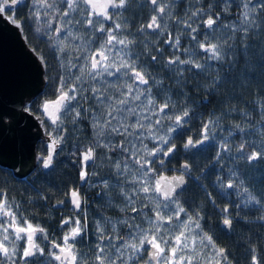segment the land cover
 Listing matches in <instances>:
<instances>
[{
	"label": "snow or ice",
	"instance_id": "snow-or-ice-1",
	"mask_svg": "<svg viewBox=\"0 0 264 264\" xmlns=\"http://www.w3.org/2000/svg\"><path fill=\"white\" fill-rule=\"evenodd\" d=\"M25 0H0V16H4L18 30H23V21L14 14L16 7ZM130 0H31L29 18L35 23V31L43 29L49 40L54 41L55 58L66 71L75 69L69 77L58 73L55 78V98L45 100L40 113L49 121L42 126L49 137L46 155H39L37 160L43 169L53 166V158L57 146L61 145L67 130L63 128L66 117H71L75 125L82 116L81 101L91 99L94 106L83 109L92 115V128L95 141L81 155L79 180L86 182L89 173L86 170L88 161L94 160L95 149L103 148L109 152H119L125 157L112 160L120 197L124 204L121 211H130L133 215L113 223L97 222V242L82 253L77 245L87 235V219L81 224L79 218H65L61 222L70 227L64 230L59 241L49 240L46 230L33 225L20 211L15 201L9 202L6 192L0 189V264H233L227 249L217 244L213 234L205 230L204 214L197 205L195 208L185 207L179 197L186 185V176L191 171L187 162L180 165L179 174L171 176L163 174L154 165L165 164L176 151V138H182L181 131L190 122V109L186 104L173 103L171 97L162 101V81L146 70V65L139 62L140 57L133 51L135 38L125 34L127 21L119 19L120 13L114 16L112 11L126 9ZM199 2V0H198ZM224 12L228 11V0H223ZM153 12L150 22L139 29L141 35L146 29L160 34L167 31V24H162L166 17L175 19L169 9L167 0H150ZM208 5L197 7L186 19L177 20L186 30V34L194 43V51L184 49L185 58L178 53L181 49L180 37L173 38L171 32L165 43L175 51L166 61L168 67L179 64L183 67L178 71L196 69L208 71L211 65L207 61L223 62L227 60L233 48L230 41L239 35L240 40L260 33L264 36V0H241L239 20L235 24L221 25L220 13L213 16ZM76 14V15H74ZM77 16L82 18L77 19ZM108 22H111L110 24ZM203 24V37L198 38L199 26ZM107 25V26H106ZM195 25V26H194ZM76 31H73V28ZM80 28L84 32L79 31ZM220 30L222 35L214 33ZM226 30V31H225ZM79 41V43H76ZM147 43L145 48H147ZM160 51L159 48L156 49ZM204 53L205 63L198 60L199 53ZM264 56V52L261 53ZM43 60V58H41ZM66 61V63H65ZM152 62H158L157 55H151ZM115 78L110 80L109 78ZM89 85V87H86ZM213 87H219L220 81L213 79ZM157 88V94H153ZM261 116L259 126L248 120L243 113L246 128L243 124L233 127L241 133L240 142L235 145L236 155L228 136L222 137L215 153L219 163L227 154L233 161H244L252 164L264 160V102L260 105ZM23 111L33 114L30 105ZM214 115V114H213ZM37 119L40 116L37 115ZM219 117L202 121L197 138L188 136L183 148L198 149L210 142L215 135ZM51 126V130H49ZM175 134V136L173 135ZM114 137L122 139L114 140ZM249 137H257L250 140ZM148 141L152 144L149 147ZM20 169H16L19 171ZM95 174V173H93ZM103 187L109 188L108 180L102 181ZM215 186L218 189H231L238 197H242L233 207L241 205L257 206L262 214L256 222L264 229V198L256 195L245 185L244 178L238 169L231 170L227 175L217 174ZM76 212H80L82 197L78 189L67 194ZM208 202L215 205L211 193H206ZM63 204L64 201H60ZM147 209V211H145ZM222 224L229 230L233 219L229 209H221ZM139 221V222H137ZM111 224V233L105 231V225ZM117 224H123L128 231L120 233ZM39 234V235H37ZM264 238H258L261 240ZM48 241L47 252L37 241ZM23 241L21 244L20 242ZM247 264H264V247L258 248L249 241Z\"/></svg>",
	"mask_w": 264,
	"mask_h": 264
},
{
	"label": "trees",
	"instance_id": "trees-1",
	"mask_svg": "<svg viewBox=\"0 0 264 264\" xmlns=\"http://www.w3.org/2000/svg\"><path fill=\"white\" fill-rule=\"evenodd\" d=\"M167 3L169 9L166 11L170 10L177 20L184 19L182 15L187 9L193 11L202 6L207 10L208 5L211 4L212 14L220 13L221 15L219 22L221 25L240 26L238 5L241 4V0H228L227 12L223 11L225 7L223 0H199V2L198 0H167ZM148 5V0H130L127 8L124 9L129 37L131 29L137 27L139 29L142 25L149 23V17L153 11ZM31 8L32 6L22 3L16 8L14 14L23 21L22 34L28 46L40 55H44L48 41L52 40L48 39L43 29L40 33L35 31L36 25L29 18ZM216 35L221 36V31L217 30ZM230 43L233 44V48L227 60L209 61L208 64L211 67L208 71L189 70L193 76L188 78L190 85L185 89L187 96L185 101L189 105L190 116L200 121H207L210 117L212 119L219 117V120L211 142L203 149H198L196 155H190L186 160L191 165L192 177L180 195V200L185 202V207L195 208L199 205L204 214L205 230L216 234L217 244L227 249L233 264H247L249 241L251 240L252 244L258 248L264 247V239L258 240V238H264V229L256 222L257 217L262 213L257 210V206L251 204L247 207L241 205L239 209L233 207L242 197H238L231 189H218L215 186L216 175H227L231 170L238 169L239 175L244 178L245 185L252 193L258 199L264 198V160L247 164L242 160L233 161L225 154L224 158L217 163L215 153L221 138L228 136L229 130L233 132V136L229 139L234 149L232 153L235 152V145L240 142L241 133L237 132L233 126L243 124L246 128L248 127L243 113L248 114V120L251 123L259 126V118L262 114L260 105L264 102V56L261 55L264 52V36L256 33L241 41L239 35H236ZM213 79L220 81L219 87H213ZM54 82L48 78L44 91L29 104L34 116L39 115L41 118V104L47 98H54ZM249 139L257 140V137H249ZM67 147L69 150L72 149L71 144ZM35 150L37 157L43 155L44 142L39 141ZM54 175L55 170L52 166L48 173L37 170L27 180L16 179L10 171L0 167V189L6 192L9 202L15 201L19 204L20 211L33 225H39L44 229L48 227L49 233L56 232L57 228L55 222L50 219L52 215L47 211L44 201L54 202L53 199L56 197L53 189ZM206 193L212 194L215 205L208 202ZM224 207L229 209L233 219L232 227L227 233L219 228L218 224L222 218L221 209Z\"/></svg>",
	"mask_w": 264,
	"mask_h": 264
},
{
	"label": "flooded vegetation",
	"instance_id": "flooded-vegetation-1",
	"mask_svg": "<svg viewBox=\"0 0 264 264\" xmlns=\"http://www.w3.org/2000/svg\"><path fill=\"white\" fill-rule=\"evenodd\" d=\"M24 3H26L27 6H32L31 0H25ZM148 3V6H150L153 11L154 6L151 5L150 0H148ZM19 6L20 5H18L17 7ZM110 11H112V14L114 16L116 15V13H120L119 19L121 21H126V19L124 18V9H116ZM190 13L191 10L187 9L182 16L184 17V19H186L187 16L190 15ZM154 14L156 13L152 12L151 16ZM151 16L149 18H151ZM80 18H82V16H77V19ZM176 21V18L170 19L168 17L165 19V21H161L162 24H167V31L160 34L154 33L151 29H146L144 34L141 35V33L139 32L140 28H133L130 31L129 38H135V43L134 45H132V48L135 54L140 57L139 62L146 65V70L150 72L152 76L157 77L162 81V94L160 95L159 99L162 101L167 97H171L173 103L179 102V104L181 105L186 104L187 106H189L187 104V101H185V98L187 97L185 94V89L190 85V83L188 84V82L190 81H188V78L193 75L190 74V71H184L182 75L178 71L179 69L188 66L177 64L174 67L170 68L166 65V61L170 58L172 52L175 51L174 49L170 48L167 43L164 42L169 32L173 34V38H175L176 36L180 37L181 49L176 54L179 55L181 59H184L186 55L184 49H188L189 53H192L194 51L195 42L191 41V38L186 34V30L183 28V25L178 24ZM108 23L110 24L111 22ZM127 27L125 29V34L128 35ZM76 30L77 29L74 27L73 31ZM79 31L83 33L84 29L80 28ZM204 31L205 29L203 27V24H200L198 38L203 37ZM216 33H214V35H216ZM53 43L54 41H48L45 47V52H43L44 55H40V53L33 50L36 55L39 56L41 65H43V76L45 78V83L43 85L44 88L46 87L45 84L48 82V78L52 80V82H54L58 73L65 74L71 77L76 71L75 69H72L70 72L66 71L65 68L61 67L58 64V61L55 58V49L53 48ZM76 43H79V41H77ZM146 43L148 45L147 48H145ZM157 48L160 49L159 52L156 51ZM151 55H157L158 62H152ZM41 58H43V60ZM198 60L201 63L205 62L204 53H199ZM207 63H209V61H207ZM109 79L113 81L115 80L114 77ZM86 87H89V85H86ZM153 94H157V88H153ZM54 98H47L45 100H51ZM90 106H94V102L91 99H89L87 102L81 101L82 116L85 118L81 119L75 125L72 123L70 116L65 118L63 128H65L67 131L62 133L65 136V139L62 141L61 145L57 146L56 154L53 158V166L55 170V175L53 177L55 179V185L53 189L55 190L56 197L53 199L54 202L52 201L48 203L47 201L43 200L44 204L47 207V211H49V214L52 215L50 219L55 222L57 228L56 232L51 233L47 231L48 227L45 228L49 240L59 241L64 233V230L70 227L69 225H64V228H61L60 225L63 219L79 218L81 220V224H83L86 217L88 225L87 235L84 236L82 242L77 245L78 250L82 253H88L89 248L93 247L97 242L98 234L95 231L97 222L105 224V221L111 220L113 223H116L120 219H124L127 216L133 215L130 211H128L127 213L121 211V208L124 207V204L120 197V187L122 186L128 188L129 186L123 184L117 185L112 162L107 159L108 156H111L113 161L119 159L123 162L125 160V157L123 155H120L118 151L109 152L103 148H96L94 160L87 162V164L90 165V167L86 169L89 173L87 181L81 182L79 180L78 173L81 168V154L89 146L93 145L96 138L91 124L92 115L90 112H83V109L89 108ZM42 115L41 119L44 120ZM202 121L203 120L200 121L199 119H192V116H190V122L181 130L184 133L183 137L176 138L173 141L176 144L175 153L170 158H165V164L163 166L158 163L154 165L163 174L168 176L179 174L178 169L180 168V165L187 162L186 160L190 155H196V151H198V149H203V147L209 143L206 142L198 149L183 148V142L189 135L192 136L193 139L197 138ZM44 125H49V121L45 119ZM42 127L44 128L45 132L44 137L49 138L45 131V127ZM49 130H51V126H49ZM173 135L175 136V134ZM113 139L119 140L122 138L114 137ZM42 141L44 142L45 149L43 155H46V143L45 140ZM145 142L148 143L149 147H152V144L150 142ZM80 143H82L81 146H79ZM68 144L72 145V149H70L71 151L69 150V147H67ZM235 155V152L232 153L233 157ZM40 167L41 165L36 158V169L34 172L40 170L41 172L48 173V171H50L52 168L51 167L46 171L44 169H41ZM33 173L29 177H31ZM191 177L192 175L190 171V173L186 176L187 183L184 186V190L186 189L188 181H190ZM28 178H26L25 180H27ZM104 180H108L110 186L109 188L103 187L102 181ZM73 189H78L82 197V210L80 212H76L74 210L67 195ZM60 201H64V203L60 204ZM145 211H147V209H145ZM221 222L222 218L218 221V224L219 228L223 229L225 232V229ZM117 230L120 233H125L128 231L127 227L123 224H117ZM105 231L111 233V224L105 225ZM213 238L214 240L218 239L216 234H213ZM37 242L40 243L42 247H45L48 244V241L38 240ZM20 243L22 244L23 241H21ZM47 250V247H45L46 252ZM45 264H47L46 260Z\"/></svg>",
	"mask_w": 264,
	"mask_h": 264
},
{
	"label": "water",
	"instance_id": "water-1",
	"mask_svg": "<svg viewBox=\"0 0 264 264\" xmlns=\"http://www.w3.org/2000/svg\"><path fill=\"white\" fill-rule=\"evenodd\" d=\"M43 72L22 31L0 16V167L16 179H26L35 171L36 146L42 140L49 142L42 119L23 111L43 92ZM223 227L227 233L229 229Z\"/></svg>",
	"mask_w": 264,
	"mask_h": 264
},
{
	"label": "rangeland",
	"instance_id": "rangeland-1",
	"mask_svg": "<svg viewBox=\"0 0 264 264\" xmlns=\"http://www.w3.org/2000/svg\"><path fill=\"white\" fill-rule=\"evenodd\" d=\"M166 12H167V11H166ZM166 18H167V17H166ZM166 18H165V19H166ZM165 19H164V21H165Z\"/></svg>",
	"mask_w": 264,
	"mask_h": 264
}]
</instances>
